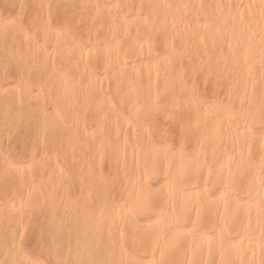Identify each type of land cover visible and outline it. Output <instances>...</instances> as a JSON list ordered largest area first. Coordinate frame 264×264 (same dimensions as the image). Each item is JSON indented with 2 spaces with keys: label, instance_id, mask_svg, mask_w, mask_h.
<instances>
[{
  "label": "bare ground",
  "instance_id": "obj_1",
  "mask_svg": "<svg viewBox=\"0 0 264 264\" xmlns=\"http://www.w3.org/2000/svg\"><path fill=\"white\" fill-rule=\"evenodd\" d=\"M50 256L264 264V0H0V264Z\"/></svg>",
  "mask_w": 264,
  "mask_h": 264
},
{
  "label": "rangeland",
  "instance_id": "obj_2",
  "mask_svg": "<svg viewBox=\"0 0 264 264\" xmlns=\"http://www.w3.org/2000/svg\"><path fill=\"white\" fill-rule=\"evenodd\" d=\"M46 261L50 264V263H52V258H51V256L50 257H48V258H46ZM112 261V260H111Z\"/></svg>",
  "mask_w": 264,
  "mask_h": 264
}]
</instances>
